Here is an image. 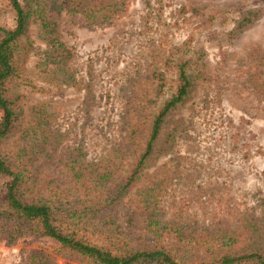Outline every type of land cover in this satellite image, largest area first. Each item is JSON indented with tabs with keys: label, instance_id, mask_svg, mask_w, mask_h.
<instances>
[{
	"label": "rangeland",
	"instance_id": "374dc122",
	"mask_svg": "<svg viewBox=\"0 0 264 264\" xmlns=\"http://www.w3.org/2000/svg\"><path fill=\"white\" fill-rule=\"evenodd\" d=\"M253 7L263 8L261 17L231 37L235 20ZM58 22L61 39L73 52L68 66L75 84L48 71L36 23L23 65L27 80L11 83L23 94L24 122L42 105L52 116L51 127L62 133L51 159L35 163L52 188L71 184L64 166L70 151L88 161L109 159L104 165H113L109 171L116 177L128 173L154 115L174 91L175 75L168 74L173 77L158 92L152 73L163 69L173 46L184 44L205 53L203 75L192 70L196 80L188 97L164 124L162 139L171 146L154 152L114 214L121 220L127 208L133 210L140 222L135 236L148 238L137 200L150 185L160 213L183 218L197 232H247L252 221L264 225V0H126L107 24H87L82 14L64 12ZM12 24L8 0H0V25ZM15 139L0 149L11 152ZM4 181L0 176V189ZM31 255L51 256L58 264L85 263L70 259L46 236L26 234L11 244L0 238V264H30Z\"/></svg>",
	"mask_w": 264,
	"mask_h": 264
},
{
	"label": "trees",
	"instance_id": "16d2710c",
	"mask_svg": "<svg viewBox=\"0 0 264 264\" xmlns=\"http://www.w3.org/2000/svg\"><path fill=\"white\" fill-rule=\"evenodd\" d=\"M8 3L13 24L0 25V145L12 137L16 139L12 141L11 152L0 149V176L5 177L0 189V238L11 244L26 234L46 236L56 241L58 250L68 253L70 259H79L84 264H264V225L259 227L253 221L249 225L248 221L247 232L239 229L197 232L183 218L160 213L158 199L150 197V185L141 188L137 200V206L144 210L140 216H144L143 231L150 232L148 238L142 234L135 236L134 229L140 222L133 210L127 208L121 220L114 214L125 193L144 176L150 157L156 152H166L171 146L162 139L164 124L167 116L188 97L196 80L192 70L198 77L203 75V50L193 52L191 46L184 44L173 46L163 69L152 73L158 92H163L169 78L175 75L174 91L154 115L143 148L125 176L110 173L113 165H104L109 159L104 163L88 161L80 151H70L64 166L70 173L71 184L58 190L38 173L40 166L35 163L51 159L62 133L51 127L52 116L42 105L34 106L24 122L23 94L15 93L11 87L17 79L27 80L23 77V65L34 43L29 30L33 23L37 24L48 71L58 75L61 82L75 84L68 66L73 52L61 39L58 17L62 12L80 13L87 24H107L121 14L126 0H8ZM262 12V7L244 10L229 35L242 32ZM260 58L264 62V56ZM29 83L36 89L32 81ZM28 261L58 264L45 255H31Z\"/></svg>",
	"mask_w": 264,
	"mask_h": 264
}]
</instances>
